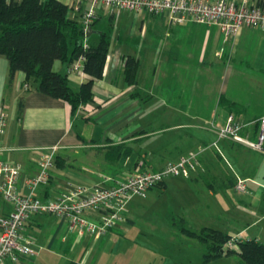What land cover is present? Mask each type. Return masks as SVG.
Instances as JSON below:
<instances>
[{
    "label": "crops",
    "instance_id": "crops-1",
    "mask_svg": "<svg viewBox=\"0 0 264 264\" xmlns=\"http://www.w3.org/2000/svg\"><path fill=\"white\" fill-rule=\"evenodd\" d=\"M58 1L67 6V16L82 25L90 2ZM95 9L97 17L88 27L87 41L97 43L104 31L109 46L102 76L93 79L92 100L81 115L71 114L66 102L34 90L21 71L7 85L8 62L0 55V113L5 115V125L0 127V160L21 166L18 192L50 201L76 186L91 187L102 184L105 177L120 180L136 171L159 170L167 161L210 147L199 155L188 178L168 177L149 190L151 195L133 197L125 219L106 234L78 236L56 216L33 215L25 233L34 237L37 253L16 264H162V240L154 238L146 244L151 236L147 233L159 229L154 236H161L165 230L186 245L193 240L199 243L176 229L175 221L195 232L213 228L240 240L262 242L264 213L250 202L253 196L259 203L264 200V163L258 161L264 155L219 140L216 134L229 115L252 121L264 114V103L250 112L233 91L228 95L233 75H245L244 69L264 70L252 59L257 45L254 29L244 28L223 42L216 25L171 24L165 15L127 10L111 14L100 5ZM127 60L135 64L131 81L126 79ZM52 68L65 74L74 90L91 79L82 67L72 71L60 60ZM52 146L57 149L48 181L31 191L25 180L38 173L40 155ZM236 175L247 179L251 195L233 190ZM169 188L181 190V196L173 214H167L168 220L163 212H153L152 202ZM11 209L0 196V215ZM84 215L91 221L99 219L96 212ZM143 216L146 224L138 234L136 221ZM217 259L238 263L236 255Z\"/></svg>",
    "mask_w": 264,
    "mask_h": 264
},
{
    "label": "built area",
    "instance_id": "built-area-1",
    "mask_svg": "<svg viewBox=\"0 0 264 264\" xmlns=\"http://www.w3.org/2000/svg\"><path fill=\"white\" fill-rule=\"evenodd\" d=\"M87 0H74L81 4ZM90 7L83 16V31L96 18V5L102 6L111 14L121 10L142 11L150 15H165L171 24H183L187 21L216 25L219 27L223 42L237 35L244 28L264 30V7L250 0H88ZM83 48L87 45L84 42ZM83 57L80 56L70 65L73 71L81 69ZM87 112L86 104L77 108L81 115ZM5 125V115L0 113V127ZM217 138L227 139L240 144L251 151L264 155V114L252 121L227 116L225 122L216 128ZM215 147V144H212ZM209 146L200 147L195 152L167 161L159 170L136 171L127 177L115 180L103 178L102 184L91 187L76 186L50 201L34 197L32 193L18 192L16 182L21 170L17 163L0 160V196L12 206L8 214L0 215V264H16L22 257L35 255V239L25 233V227L35 214H47L66 221L67 229L78 236L98 237L106 234L116 223L123 221L128 212V204L135 196L143 197L168 177L188 178L198 165V157ZM57 146L47 147L38 160V173L25 180L31 191L48 181L49 171L53 167ZM247 179L236 175L233 190L251 195L246 185ZM99 213L97 221L85 218V213ZM239 237L232 236L224 248L235 249Z\"/></svg>",
    "mask_w": 264,
    "mask_h": 264
},
{
    "label": "trees",
    "instance_id": "trees-1",
    "mask_svg": "<svg viewBox=\"0 0 264 264\" xmlns=\"http://www.w3.org/2000/svg\"><path fill=\"white\" fill-rule=\"evenodd\" d=\"M258 4L263 7L264 0ZM89 37L77 20L67 16V6L58 0H0V55L8 62L7 85L12 83L15 73L21 71L34 90L66 102L71 114L92 100L93 79L102 76L108 53L109 38L104 31L99 33L97 43H89ZM80 56L83 57L82 70L91 79L74 90L67 76L54 71L52 65L60 60L70 66ZM134 69V62L127 60L128 81L133 79ZM22 106L21 98L18 114ZM174 226L199 241L203 262L222 255H236L237 264H264V242L238 239L236 249H226L224 245L232 236L218 229L203 228L195 232L181 221H175Z\"/></svg>",
    "mask_w": 264,
    "mask_h": 264
},
{
    "label": "rangeland",
    "instance_id": "rangeland-1",
    "mask_svg": "<svg viewBox=\"0 0 264 264\" xmlns=\"http://www.w3.org/2000/svg\"><path fill=\"white\" fill-rule=\"evenodd\" d=\"M256 30L257 29L253 30V36H252V37L255 36L254 38L257 41V45L254 46V48L256 47L254 49L255 57L253 55L252 59L254 62H256V64L263 66L262 68L264 69V32H259ZM242 71L245 72V75L243 76L233 75L230 78L228 95H232V91H233L234 95L237 96V100H241L245 108H248V110L251 112L255 110V106L260 105L261 103H264V70L244 69ZM212 77L214 81H217V79L219 78L216 73H214V76ZM235 89H237V93L234 91ZM258 161L259 162L263 161L264 163V158L259 157ZM177 179L185 180L183 178H177ZM151 193L152 192L148 191V193L146 194L151 195ZM180 194H181V190L178 191L175 188H169L166 190L164 194H159L160 196L155 197L154 202H152V209L155 210L153 212H157V213L163 212L165 214L163 215L164 219L167 218V214H173L171 210L175 209L176 206H178L177 204L178 196ZM230 195L240 197V194H236L235 192H231ZM251 199L252 200L250 203H252V206L257 208L260 211V213L261 212L264 213V200L261 199L259 203L256 201L258 200L256 196H253V198ZM245 202L246 204H249L248 201L245 200ZM184 205L185 203L183 204V207ZM148 209L150 210L147 211V213H150L151 208H148ZM143 218L144 216L138 217L136 221V225H137L136 232L138 234H140L141 226L146 224ZM158 232H159V229H156L152 233H147V234H151V236H147V239L145 241H146V244H149V242L152 241L154 238L162 240V243H161V247L163 248L161 250L162 264H230V262L228 261L223 262V261L218 260L217 258L209 260L207 262H203L201 245L196 240H193L194 242H190L189 244L186 245L184 242L182 241L180 242L178 237L167 235L165 230L161 232V236H154ZM262 242H264V239H262Z\"/></svg>",
    "mask_w": 264,
    "mask_h": 264
},
{
    "label": "water",
    "instance_id": "water-1",
    "mask_svg": "<svg viewBox=\"0 0 264 264\" xmlns=\"http://www.w3.org/2000/svg\"><path fill=\"white\" fill-rule=\"evenodd\" d=\"M89 30H90V28H87V29H86V35L89 34Z\"/></svg>",
    "mask_w": 264,
    "mask_h": 264
}]
</instances>
